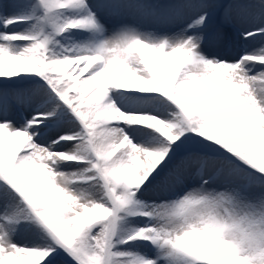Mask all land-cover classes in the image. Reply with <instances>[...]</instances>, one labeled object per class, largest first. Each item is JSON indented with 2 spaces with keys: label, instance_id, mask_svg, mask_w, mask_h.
<instances>
[{
  "label": "snow or ice",
  "instance_id": "1",
  "mask_svg": "<svg viewBox=\"0 0 264 264\" xmlns=\"http://www.w3.org/2000/svg\"><path fill=\"white\" fill-rule=\"evenodd\" d=\"M13 7L16 14L0 16L4 28L27 23L25 13L42 15L32 31L0 33V264H264V48L245 46L229 58L237 44L264 37V22L244 27L252 25L240 0H17ZM63 11L74 14L60 19ZM44 25L57 35H110L53 58ZM16 41L26 43L13 50ZM25 75L41 77L81 130L38 143L51 111L16 126L14 114L33 97L9 82ZM112 92L156 95L140 99L146 111L126 113ZM118 122L158 135L144 133L149 138L135 144ZM62 140L72 148L53 151ZM67 162L86 166L61 171ZM88 182L103 196L80 189ZM137 192L163 198L149 205ZM121 213L151 223L117 241ZM32 227L34 239L19 243L18 233ZM137 240L155 253L116 248Z\"/></svg>",
  "mask_w": 264,
  "mask_h": 264
},
{
  "label": "rangeland",
  "instance_id": "2",
  "mask_svg": "<svg viewBox=\"0 0 264 264\" xmlns=\"http://www.w3.org/2000/svg\"><path fill=\"white\" fill-rule=\"evenodd\" d=\"M240 2L242 4H244L245 6H247L248 8V19H253L255 17H252L253 14L255 15V13L258 15L260 14L261 12H264V4H262L261 2H259L258 0H240ZM25 27V26H24ZM20 28L24 29L23 27L20 26ZM67 33V32H66ZM145 34V33H144ZM108 36H106L105 38H107ZM104 38V39H105ZM64 40V38H61L60 39V44L61 42ZM261 41V40H260ZM260 42H255L254 45L257 46V48L260 49V47H262L261 45H259ZM60 44L58 45L57 47V50L60 48ZM67 46H63L61 52H64L65 50L64 49H68L66 48ZM240 53V52H239ZM238 53V54H239ZM206 54V53H205ZM237 54V56H238ZM236 55V54H235ZM236 56V57H237ZM26 76V75H25ZM24 77V76H23ZM23 77H14L12 78V81L14 84H19L20 82H26V80L24 81L22 78ZM30 78H28L27 80H29ZM1 81V80H0ZM10 81V82H12ZM39 88V87H38ZM42 89L41 91H37L39 94L38 96L40 98H47L46 100V104L49 103V101L52 103V106H53V109L54 111H60L61 109V105L58 104L57 102H55L52 98H48L49 97V94L47 93V91H45V89L43 88H40ZM138 93V92H137ZM150 93H147V95H149ZM155 95V94H154ZM123 96H120L118 99L120 100V103L122 104H125V105H129L131 104L132 102L134 103V98H131L132 95H128L127 97H123ZM138 106H142V104L140 103V100L137 102ZM140 111V110H138ZM146 111V110H144ZM65 119V117L62 118V120ZM72 124H73V127H75V129L77 131H80L81 130V126L80 124L78 123V121L76 120V118L74 116H72V119L70 121ZM133 126H130V125H125L124 126V129L128 130V131H132L133 135H134V139L135 141L133 143L135 144H140V143H143L144 141H146L149 136L148 135H145L144 133H148L150 134L152 137H155L156 135H158V133H156L154 130H151V129H148L146 126L144 125H141L139 126V124H132ZM121 127V126H120ZM137 129H143V132H137L136 130ZM173 134H176V130L174 129L173 130ZM53 151H55V149H53ZM59 152H61L59 150ZM86 165L84 163H78L76 164V166L74 167L73 164H71V166H66V168H68L67 170H65L64 172H71V171H74V170H81L85 167ZM64 167V166H63ZM62 171V170H61ZM80 189L85 191L86 194H91L92 196L94 195V197H101L103 196V193L102 191L99 190V186L97 184H95V182H88V183H82L79 185ZM93 192V194L91 193ZM94 192H96L97 196H95ZM183 193V190H181V192L179 194H182ZM137 197L139 199H141L142 201H144L146 204H151L153 203L154 201L155 202H159V199H162L163 197H156L155 195L151 194V193H145L143 195H148L149 197H145V198H142V194L140 192H137L136 193ZM104 199L106 200L107 198L104 197ZM25 213L28 214L29 217H31V213L27 210H24ZM25 223H30L32 224L33 226L35 225V220L34 219H29L28 221H26ZM133 223V225H137L139 224L140 222H132V221H123L122 223V226L120 227L121 231L122 230H125L123 231L121 234H120V237L124 236L127 232L131 231L129 230L131 224ZM127 227H128V230H127ZM93 231H97L98 228L97 227H93L92 229ZM35 237V227H32V228H28V230H25V231H21L18 233V236H17V239L19 241V243L21 244H29L28 241L29 239H34ZM118 238L116 237V240ZM118 241V240H117ZM134 244V245H133ZM123 247H119L117 248L118 250L120 251H127V252H132V253H139L136 251L137 249V243L133 242V241H130L128 244H123L122 245ZM155 253V250H153L150 254L147 253L146 255L148 256H152L153 254ZM159 264H164L163 261H160Z\"/></svg>",
  "mask_w": 264,
  "mask_h": 264
},
{
  "label": "bare ground",
  "instance_id": "3",
  "mask_svg": "<svg viewBox=\"0 0 264 264\" xmlns=\"http://www.w3.org/2000/svg\"><path fill=\"white\" fill-rule=\"evenodd\" d=\"M14 14V13H13ZM12 14V15H13ZM11 15V14H10ZM255 15H256V13H255ZM9 16V15H8ZM259 20H260V22H264V12L263 13H261L260 15H259V17H257ZM110 34V33H109ZM77 35H75L74 37L75 38H78V37H80V36H77ZM23 44H21V43H19L18 45H17V47L16 48H14L13 50H15V49H18L20 46H22ZM256 47V46H255ZM254 47V45L253 46H249L248 47V49L250 50V49H252L253 51H255L256 50V48ZM244 53V51L243 52H241L240 54H243ZM256 69H254V71H255ZM142 95L143 94H145V93H141ZM120 109L122 110V111H129V112H132V111H134V110H137L138 109V105L137 104H131V105H125V104H120ZM121 124H122V122H121ZM19 125V123H17L16 124V126H18ZM40 126H45V127H48V126H50V123L49 124H45V125H43L42 123L40 124ZM41 138H38V140H40ZM72 146H73V143L72 144H67L63 149H64V152L65 151H67V150H69V149H71L72 148ZM68 163V162H67ZM67 163H62L60 166H66L67 165ZM0 186H4L3 185V183H0ZM143 197H144V195H143ZM145 197H149L148 195H146ZM17 199H18V197H17ZM21 205V204H20ZM123 217V216H122ZM124 220V217H123V219L119 222L120 223V225H121V223H122V221ZM33 239H29L28 241H26V242H28V243H30L31 241H32ZM133 242H135V243H137V244H141V242H140V240H137V241H133ZM134 245V244H133ZM142 245V244H141ZM121 248V247H123L122 245H119L118 243L116 244V248ZM139 254H141V253H139Z\"/></svg>",
  "mask_w": 264,
  "mask_h": 264
}]
</instances>
